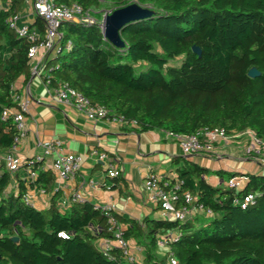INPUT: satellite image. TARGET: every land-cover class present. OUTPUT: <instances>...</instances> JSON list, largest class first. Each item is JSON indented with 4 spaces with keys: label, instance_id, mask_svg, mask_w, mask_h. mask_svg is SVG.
<instances>
[{
    "label": "trees",
    "instance_id": "obj_1",
    "mask_svg": "<svg viewBox=\"0 0 264 264\" xmlns=\"http://www.w3.org/2000/svg\"><path fill=\"white\" fill-rule=\"evenodd\" d=\"M26 1L0 0V155L11 152L20 134L14 117L2 119L3 112L16 105V82L31 75L30 43L7 24ZM54 2L78 4L85 11L103 4ZM108 2L113 10L138 3L154 14L121 29L123 49L105 39L98 25L64 24L61 51L46 60L48 87L68 83L92 104L136 122L140 131L191 135L221 129L229 136L252 131L264 138V0ZM35 25L44 31L40 18ZM253 67L260 77L248 75ZM24 169L36 172V178L26 183L19 173L12 177L5 163L0 166V264H170L171 253L178 264H264V175H246L248 183L239 190L213 186L206 180L208 169L184 159L177 178L164 179L169 187L181 182L176 208L187 205L184 195L190 193L214 215L140 221L121 219L114 210L88 201L70 200L62 208L57 179L43 162L28 158ZM235 176L228 173L227 182ZM13 178L17 191L8 192ZM29 190L49 195V206L27 204L24 195ZM251 193L257 196L256 204L242 208L239 202ZM111 219L120 224L126 242L143 249L142 261L133 253L130 260L116 245L110 256L101 250V241L117 240ZM172 234L175 239L160 257L159 239Z\"/></svg>",
    "mask_w": 264,
    "mask_h": 264
},
{
    "label": "crops",
    "instance_id": "obj_2",
    "mask_svg": "<svg viewBox=\"0 0 264 264\" xmlns=\"http://www.w3.org/2000/svg\"><path fill=\"white\" fill-rule=\"evenodd\" d=\"M20 13L29 25L37 23L38 17L30 4L25 2ZM46 72L43 69L39 76L21 77L15 84L17 94L30 96L32 100L26 115V137L16 154L26 159L43 155V142L59 141L64 152L83 156L80 171L69 180L56 184V189L61 192L59 206L62 208L69 205L74 195L80 194L96 206L111 208L121 219H162V211L149 201L144 183L150 174L173 181L184 159L208 169L210 173L206 180L213 186H227L228 173L244 177L242 188L248 183L246 175H264V165L248 151L250 134L246 132L232 133L227 142L217 141L211 153L186 156L179 143L163 130L140 131L108 120L91 121L82 112L60 104L45 82ZM102 152L118 161V178L108 175L105 163L98 157ZM55 157L56 152L44 157L45 170L52 172ZM176 160L180 162L178 165L174 163ZM2 163L5 162L0 159V166ZM219 172L224 175L220 176ZM19 174L26 183L29 182L25 169ZM17 187L13 178L8 192L17 191ZM28 192L37 208L49 206V195L39 190Z\"/></svg>",
    "mask_w": 264,
    "mask_h": 264
},
{
    "label": "built area",
    "instance_id": "obj_3",
    "mask_svg": "<svg viewBox=\"0 0 264 264\" xmlns=\"http://www.w3.org/2000/svg\"><path fill=\"white\" fill-rule=\"evenodd\" d=\"M27 4L32 6L34 14L40 18L44 23V31L41 32L38 28H32L27 22L23 20L21 13L11 16L7 20L10 29L14 30L19 38H23L30 43L28 57L31 62V76H39L51 55L56 56L61 51V44L63 40V33L61 27L66 23H77L85 25H98V22L91 21V11H85L80 5H65L57 4L54 0H27ZM1 8V4H0ZM102 25V24H101ZM100 26V25H98ZM102 27V26H100ZM70 45V42L68 43ZM68 45V46H69ZM52 56V57H54ZM47 84V83H46ZM48 86V84H47ZM50 88V87H49ZM55 93L60 104L66 107H72L82 112L91 121L108 120L120 126L136 127V122H128L123 115H116L104 106L94 105L82 93L71 87L68 83H62L57 88H50ZM13 101L16 105L3 112L2 119L10 116L14 117L17 124L19 136L16 138L15 145L11 152L0 155V159L5 162L6 167L11 175L19 173L27 164V159L16 154L21 141L26 137L27 133V118L29 109L32 103L30 96H22L13 92ZM250 134V141L248 143V151L253 155L254 159L264 165V138L255 135L252 131H246ZM168 136L177 141L186 156L211 153L214 150L217 141L227 142L230 136L221 129H202L198 132L186 134H174L167 132ZM44 154L33 157L36 162H42L45 156L56 152V157L52 163L51 169L58 183H63L74 177L81 169L83 156L74 153H66L62 149V144L59 141H46L42 143ZM99 160L105 163V168L111 178H118L120 176V168L118 161L112 158L108 153H99ZM26 175L29 181H33L37 173L27 172ZM244 177H232L227 182V186L233 189H241ZM144 187L149 195V201L158 206L162 211L164 220H182L192 217L196 213L204 212L207 216H213L212 211H206L204 206L197 204L196 198L190 194L185 193L184 198L186 206L183 208H176L177 191L181 188V182L177 181L175 185L169 187V183L164 181L162 177L157 174H150ZM44 193V192H43ZM24 200L27 204H34L33 197L30 193L24 195ZM72 200L83 203L86 200L80 195L76 194ZM257 196L255 194H248L239 202L242 208L255 205ZM107 210H112L109 207H104ZM112 228H117L115 236L117 238L115 244L109 240L100 242V248L105 255L110 256L113 245L118 246L124 250L125 255L133 260V252L131 245L121 237V227L118 221L111 219ZM65 237L64 235H62ZM176 234H172L169 238L163 236L159 239V246L166 248L169 242H172ZM170 264H178L174 255L169 256Z\"/></svg>",
    "mask_w": 264,
    "mask_h": 264
},
{
    "label": "water",
    "instance_id": "obj_4",
    "mask_svg": "<svg viewBox=\"0 0 264 264\" xmlns=\"http://www.w3.org/2000/svg\"><path fill=\"white\" fill-rule=\"evenodd\" d=\"M154 14L149 8L143 7L138 3H132L128 6L113 10L109 14H106L102 21V33L110 43H112L116 48L123 49L125 47V42L121 37L120 31L127 24L138 21ZM193 51L201 56V50L194 46ZM248 75L251 78H257L261 76V73L257 68L253 67L250 69ZM13 241L18 242L17 237L12 238Z\"/></svg>",
    "mask_w": 264,
    "mask_h": 264
},
{
    "label": "rangeland",
    "instance_id": "obj_5",
    "mask_svg": "<svg viewBox=\"0 0 264 264\" xmlns=\"http://www.w3.org/2000/svg\"><path fill=\"white\" fill-rule=\"evenodd\" d=\"M100 1L103 3L102 6L98 9H92L90 12L91 14L90 16H91V21H96L98 22V25L101 26L104 16L112 12L114 9V6H112L110 2H108V0H100ZM131 250L133 254L135 255L136 259L138 261H142L144 257L143 249L140 246L136 245V243H132ZM165 251H166L165 248L159 249L158 251L159 256L163 257L165 255ZM166 262L167 264H169L168 260Z\"/></svg>",
    "mask_w": 264,
    "mask_h": 264
}]
</instances>
